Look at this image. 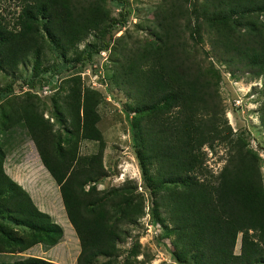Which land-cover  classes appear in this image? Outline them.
I'll use <instances>...</instances> for the list:
<instances>
[{
  "label": "trees",
  "instance_id": "16d2710c",
  "mask_svg": "<svg viewBox=\"0 0 264 264\" xmlns=\"http://www.w3.org/2000/svg\"><path fill=\"white\" fill-rule=\"evenodd\" d=\"M13 26L0 15V67L14 69L28 55L44 53L47 45L39 33L38 16L45 35L60 50L73 49L86 33L106 19L102 0H18ZM263 13V18L256 14ZM119 22H122L121 11ZM235 25H240L237 28ZM192 43L200 31L208 36L209 51L230 74L248 71L264 74V0H162L161 14L152 20L154 45L135 41L119 48L111 78L135 103L147 111L135 120L139 167L149 164L156 175L172 185L162 190L159 204L173 230V255L183 264H253L264 262V187L258 155L241 133H233L217 91V67L202 62ZM201 27V30H200ZM75 89V88H74ZM180 99L185 110L176 120L163 113ZM98 91L84 87L66 99L69 123L79 138L91 139L96 148L77 152L76 140L66 145L55 140L51 122L28 97L6 115V129H24L39 158L58 185L65 215L77 236L75 264H116L118 224L132 219L139 206L127 207L125 194L84 185L104 173V141L96 125ZM162 101L164 104L159 105ZM264 129V102L258 107ZM135 143V145H136ZM227 146L224 164L210 172L203 146ZM0 141V211L22 228L0 225V252H20L34 243L52 245L61 237V226L39 209L28 192L2 168ZM132 211V214L129 213ZM238 251H234L237 234ZM0 264H56L27 255ZM120 264H133L125 259Z\"/></svg>",
  "mask_w": 264,
  "mask_h": 264
},
{
  "label": "rangeland",
  "instance_id": "374dc122",
  "mask_svg": "<svg viewBox=\"0 0 264 264\" xmlns=\"http://www.w3.org/2000/svg\"><path fill=\"white\" fill-rule=\"evenodd\" d=\"M161 1L102 0L106 12L104 22L86 33L63 56L45 35L44 19L38 16L39 33L47 45L44 53L28 55L14 69L0 67L2 168L28 192L34 204L49 213L62 228V235L54 244L45 246L37 242L20 252H0V261L33 255L56 264H75L78 239L65 215L58 185L43 166L26 131L17 125L12 130L6 129L4 124L11 109L32 97L42 115L51 122L56 141L66 145L76 140L79 154L91 153L96 148V142L75 135L66 109V99L72 91L76 89L81 96L84 87H89L99 93L95 109L99 115L96 125L104 141V173L84 187L93 185L100 191L116 189L125 194L127 207H140V212L132 219L121 220L118 224L119 238L115 241L117 255L113 263L120 264L127 259L133 264H183L173 255V230L165 218L164 208L159 204L160 193L172 184L158 178L154 165L149 164L147 172L143 173L135 155L138 137L135 120L147 111L136 107L134 100L119 89L111 78L114 59L121 46L131 41L144 46L156 43L149 28L152 20L161 14ZM199 1L187 0V3L190 6ZM18 9V0H0V15L7 26H13ZM119 11L123 14L122 22H119ZM256 16L261 19L263 13ZM189 34L187 27L184 30L185 39L193 46L198 59L204 63L209 59L219 71L217 91L224 116L233 133H241L250 149L258 155L264 187V129L258 119V107L264 102V74L254 76L248 71L230 74L218 59L212 55L205 56L204 51L211 53L208 36L203 30L194 43ZM184 110V102L178 99L163 115L175 121V117ZM203 148L206 168L216 173L225 162L227 146L216 143ZM129 213L132 214V211ZM0 225L19 230L22 228L1 211ZM239 235L236 236L234 251L238 250ZM106 258L97 255L92 262L99 264Z\"/></svg>",
  "mask_w": 264,
  "mask_h": 264
},
{
  "label": "crops",
  "instance_id": "0c3cea01",
  "mask_svg": "<svg viewBox=\"0 0 264 264\" xmlns=\"http://www.w3.org/2000/svg\"><path fill=\"white\" fill-rule=\"evenodd\" d=\"M237 251H238V250H237ZM237 251H236V252H237Z\"/></svg>",
  "mask_w": 264,
  "mask_h": 264
}]
</instances>
